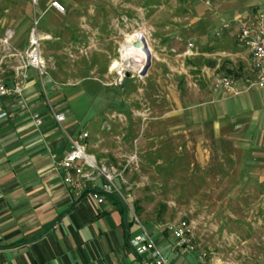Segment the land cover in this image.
Here are the masks:
<instances>
[{
  "label": "rangeland",
  "instance_id": "1",
  "mask_svg": "<svg viewBox=\"0 0 264 264\" xmlns=\"http://www.w3.org/2000/svg\"><path fill=\"white\" fill-rule=\"evenodd\" d=\"M52 1L34 10L30 0H0V55L8 30L14 48L29 47L36 14L45 60L39 77L69 95L80 125L71 137L88 134L80 142L116 170L111 188L138 220L169 233L185 224L211 264H264V185L245 177L252 153L226 131L216 137L209 123L202 131L191 116L210 104L197 95L208 89L205 66L219 64L221 75L244 67L246 49L223 23L264 0H57L64 11ZM138 33L153 56L145 75L146 59L122 50ZM257 155L263 162L254 170L264 176V147Z\"/></svg>",
  "mask_w": 264,
  "mask_h": 264
},
{
  "label": "crops",
  "instance_id": "2",
  "mask_svg": "<svg viewBox=\"0 0 264 264\" xmlns=\"http://www.w3.org/2000/svg\"><path fill=\"white\" fill-rule=\"evenodd\" d=\"M246 53L243 68L231 65L227 70L241 89L252 77L247 49ZM11 75L8 70V80ZM220 75L219 64L204 67L208 89H198L197 95L210 104L191 111V116L202 131L209 123L216 137L226 131L236 145L252 153L245 160L251 165L245 177L259 179L262 186L264 176L254 166L263 162L257 154L264 147V88L223 100L213 89ZM39 76L31 71L21 96L0 99V264H140L131 240L141 234L142 226L168 264H200L167 229L158 231L153 224L140 222L120 194L119 200L107 193L99 203L92 187L76 195L64 182L58 163L80 125L63 87ZM57 113H64L66 120L59 123ZM36 115L41 125L36 124ZM103 183L100 178L95 185Z\"/></svg>",
  "mask_w": 264,
  "mask_h": 264
},
{
  "label": "built area",
  "instance_id": "3",
  "mask_svg": "<svg viewBox=\"0 0 264 264\" xmlns=\"http://www.w3.org/2000/svg\"><path fill=\"white\" fill-rule=\"evenodd\" d=\"M30 2L34 10L39 5V0H30ZM49 7L64 11L63 5L57 0L52 1ZM34 17V27L31 29L29 47L26 50H17L12 46L11 40L14 36L12 30H8L2 40L0 99L21 96L29 77L30 68L38 70L41 77L44 75L45 60L41 52L42 40L38 31L39 18L36 14ZM223 29H234L239 44L250 53L252 77L246 79L244 88L241 89L234 76L220 75L215 79L214 91L221 93L224 97L233 98L255 88H264V9L241 14L231 21H225ZM192 47L193 45L190 43L188 49L192 51ZM13 60L16 62L15 64L12 63ZM8 70L12 72L9 80L6 76ZM55 118L59 123L66 120L64 113H57ZM35 121L37 125L42 124L38 115L35 116ZM86 137L88 134H84L80 139L70 137V149L60 159L58 165L64 171V182L71 187L76 195H80L92 187V196L102 203L105 194L117 192L111 188L116 177V170L109 169L105 164L99 163L94 155L87 153L85 146L80 142ZM99 178H102L104 182L102 187L95 185ZM142 228L141 234L131 240V246L141 257L140 264H168L165 256L156 252V244L149 233L143 226ZM169 229L179 247L188 253H197L200 264H211L208 262V254L205 251L197 252V246L190 239L189 230L185 224L169 227Z\"/></svg>",
  "mask_w": 264,
  "mask_h": 264
},
{
  "label": "water",
  "instance_id": "4",
  "mask_svg": "<svg viewBox=\"0 0 264 264\" xmlns=\"http://www.w3.org/2000/svg\"><path fill=\"white\" fill-rule=\"evenodd\" d=\"M135 47L137 48H143L146 53V64L144 67V71L142 72L143 75L146 74L147 70L150 68L152 64V52L151 48L149 47L147 38L142 34L138 33V40L135 42Z\"/></svg>",
  "mask_w": 264,
  "mask_h": 264
},
{
  "label": "bare ground",
  "instance_id": "5",
  "mask_svg": "<svg viewBox=\"0 0 264 264\" xmlns=\"http://www.w3.org/2000/svg\"><path fill=\"white\" fill-rule=\"evenodd\" d=\"M136 42V41H135ZM135 42L132 44V43H130V44H127V45H125V46H123V48H122V50H124V51H129V55H130V58L132 57V56H137V57H140L141 59H143V61H145V59H146V53H145V50L143 49V48H137V47H135ZM124 51H122V54H124ZM125 57H123V60H121V61H126L125 59H124ZM141 62V61H140ZM138 63V62H137ZM114 66H115V68H119V69H122V66H123V63L122 62H120V61H116L115 63H114ZM130 66V65H129ZM121 75V74H120Z\"/></svg>",
  "mask_w": 264,
  "mask_h": 264
},
{
  "label": "trees",
  "instance_id": "6",
  "mask_svg": "<svg viewBox=\"0 0 264 264\" xmlns=\"http://www.w3.org/2000/svg\"><path fill=\"white\" fill-rule=\"evenodd\" d=\"M101 193H103L102 191H101ZM108 194H110L111 196H114V197H116L117 199H119L120 200V196H119V193H117V192H113V193H108Z\"/></svg>",
  "mask_w": 264,
  "mask_h": 264
}]
</instances>
